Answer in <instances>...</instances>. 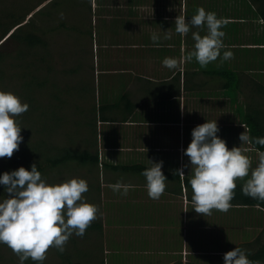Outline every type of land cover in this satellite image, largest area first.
Listing matches in <instances>:
<instances>
[{
	"label": "crops",
	"instance_id": "crops-1",
	"mask_svg": "<svg viewBox=\"0 0 264 264\" xmlns=\"http://www.w3.org/2000/svg\"><path fill=\"white\" fill-rule=\"evenodd\" d=\"M199 7L226 21L221 55L231 50L230 60L218 57L201 67L195 58L190 62L186 59L194 51L192 32L204 35L206 29L191 28L181 36L175 32L174 22L179 14L187 21ZM97 9L96 19L107 21L100 22L98 53L94 55L97 61L93 64L94 74L104 75L101 95L105 94L107 101L99 103L106 118H100V110L98 117L110 127L106 137L115 138L102 148L108 151L101 153L108 174H104L106 182L101 179L104 185L117 180L132 185L126 195L97 188V193L102 188V196L107 197L101 205L102 237L105 246H110L106 250L111 254L110 264L220 259L236 244L256 240L264 233L263 206L233 205L227 212L213 209L207 216L192 208L188 181L193 173L184 155L192 129L207 120H217L219 129L223 128L217 134L229 148L239 146V135L248 126L244 120L247 102L241 97L252 100L255 96L262 102L264 89L261 91L258 84H263L252 76L255 72L264 74L260 64L264 63V20L255 4L251 0H98ZM164 31L172 34L171 39L154 44L150 35L163 36ZM165 57L175 58L177 68L164 67ZM230 70L239 73L242 84L238 89L226 87L230 77L226 72ZM108 81L119 85L105 83ZM243 147L251 149L252 145ZM257 151L247 153L253 167L258 162ZM160 161L168 179L166 189L159 199H151L139 167ZM112 164L131 168L123 171ZM121 172H127L128 177Z\"/></svg>",
	"mask_w": 264,
	"mask_h": 264
},
{
	"label": "clouds",
	"instance_id": "clouds-1",
	"mask_svg": "<svg viewBox=\"0 0 264 264\" xmlns=\"http://www.w3.org/2000/svg\"><path fill=\"white\" fill-rule=\"evenodd\" d=\"M175 32L181 36L191 28H205L206 33L192 32L194 51L187 54L190 62L204 67L218 57L222 61L233 58L231 50L223 51L226 24L216 13L199 7L186 21L183 14L175 18ZM171 33L164 31L150 35L156 44L161 39H171ZM162 65L175 69L178 61L165 57ZM29 109L27 102L11 91L0 89V158L13 155L23 140L17 117ZM220 131L217 120H207L192 129L191 142L184 149L189 158L192 176L188 183L192 190L191 202L197 213L209 215L213 209L227 212L235 196L236 180L248 177L241 187L243 195L264 202V151H257L258 162L252 166V158L247 155L255 150V145H264V137H251L247 130L239 135V146L228 147ZM250 144L252 148L243 145ZM162 161L152 162L141 175L145 178L147 194L151 199H159L166 189L168 180L162 171ZM178 173L183 176V169ZM0 185L6 195L0 196V244L7 245L19 259V264L31 259L34 264H43L46 252L55 247L65 251L67 241L73 235L83 237L92 221L97 219L99 207L86 201L83 196L89 190L86 179H71L49 182L33 163L30 170L24 166L0 174ZM113 192L126 195L132 185L122 180L109 184ZM264 211V208H260ZM250 251L236 246L224 253V264H254L249 258Z\"/></svg>",
	"mask_w": 264,
	"mask_h": 264
},
{
	"label": "rangeland",
	"instance_id": "rangeland-1",
	"mask_svg": "<svg viewBox=\"0 0 264 264\" xmlns=\"http://www.w3.org/2000/svg\"><path fill=\"white\" fill-rule=\"evenodd\" d=\"M21 1H23V6H25L26 1L27 5H38L32 13L27 16V20H33V29L48 41L47 48L37 46L35 49L36 56H39L37 59L38 64H43L44 58L42 55H47L45 52H48L49 57L47 56L45 63L50 64L52 67V70L48 72L46 71V64H44L45 67L40 70L39 75L44 76V78H50L52 81L51 83L55 82L60 89L62 100L65 101V106L63 107L57 103L55 104L59 106L56 108L49 106V110H47L48 115H45L40 109L35 116L36 125L38 127L44 126V122L47 119H49V123H51L52 121H50V119L52 118L49 116V112H51L54 116L53 121L55 125L59 126L60 122H62L61 127L68 132V138L63 136L62 133L57 132L55 134L56 143L71 146L70 142L77 139V144L84 148L87 144L89 145L93 142V144L97 146L101 158L102 152H108L102 148L104 146L106 147L110 142L114 143L113 141L115 138H113V136L109 138L106 137L107 129L110 127H107L105 123L99 122L100 118L98 117L100 110L99 103H107L106 99L103 98L105 94L101 95L102 90L105 89L101 85L104 75L94 74L93 72V64L97 61L94 59V55L97 56L98 53L97 41L100 39L101 35L100 22H107L102 19H96L97 15L95 13H98L99 10L97 9L98 0ZM91 22H94L93 26ZM29 29H32L31 25ZM90 31L92 34L89 33ZM82 61L84 64L83 66L81 65ZM260 64L264 66V63L261 62ZM98 66L97 64L96 68H98ZM94 75H97V80ZM252 76L259 78L260 82L264 85V74L255 72ZM40 78L43 79V77ZM105 83H113L116 87L119 85V83L114 81ZM47 86L48 85H40L37 88V101H40V103L44 102L46 104L53 96V93L57 91V87ZM113 88L115 89V87ZM241 100L249 104L251 97L244 96L241 97ZM261 100L264 106L263 96ZM96 111H98L97 118L95 116ZM243 111L245 113L244 109ZM94 125L98 129L97 137H95L93 132ZM221 130H223V128H220V131ZM111 154L112 153H110V155ZM102 163L104 162L100 161L98 166L92 168L88 165L80 166L76 162H69L59 167L49 169L43 176L52 183H59L73 177L86 179L89 190L84 193L83 196L86 198L87 202L98 205L99 211L97 213V219L95 220L100 219L103 221L101 205L103 200L107 197L104 198L102 196V188L110 189V187L108 184H102L103 179L101 178H104V182H106L107 178L105 177L108 174L107 169ZM121 173L123 176L126 175V177H128L127 172ZM129 174L132 175V173ZM99 187L102 188L101 191L97 193V188ZM102 236L103 235H98L97 238H95L97 241L93 243L84 237L73 235V238L70 237L67 241L65 251L63 252L66 257H71L70 260L63 257L62 253L55 247H50L46 252L44 263L69 264V262H71V264H110V260L112 259L111 254L109 251H106L110 249V246H105ZM74 238L78 241L79 245L77 251L73 249L72 242L74 241L72 239ZM69 250H71L72 256L67 254ZM211 258L214 259L216 257ZM211 258H202L201 262L203 264H208V261L210 264H224L223 257L214 259L215 262ZM0 264H19L18 256L14 255L10 248L3 244H0Z\"/></svg>",
	"mask_w": 264,
	"mask_h": 264
},
{
	"label": "trees",
	"instance_id": "trees-1",
	"mask_svg": "<svg viewBox=\"0 0 264 264\" xmlns=\"http://www.w3.org/2000/svg\"><path fill=\"white\" fill-rule=\"evenodd\" d=\"M44 0H41L43 2ZM255 6L257 13L264 20V0H251ZM40 2V1H39ZM38 6V5H37ZM35 4L30 6H23L21 0H0V89L5 91H11L21 98L22 102L29 104V109L17 117L21 128V135L23 140L19 145L18 150H14L13 155L8 157L0 158V174L5 171H11L24 166L30 170L33 163L37 164L38 169L42 175L45 174L49 169L59 167L69 162H76L80 166L96 167L101 161L97 146L95 144H87L84 148L77 144V139L70 145H60L55 142V134L57 132L62 133L63 136L68 138V132L62 128V122L60 125H55L53 121V115L49 112V116L52 118L49 123V119L44 122V126L36 125V113L41 109L45 115H48L47 110L49 106H65L60 95V89L55 82L51 83V79L44 76H40L39 72L44 69L46 64V71H51L52 67L50 64L45 63L49 53L43 54V64H38V57L36 56V47L41 46L47 48L48 41L33 29V20H27V16L37 7ZM27 20V21H26ZM32 29H29V27ZM45 68V69H46ZM230 77H227L226 87L232 90L241 87L242 81L239 79L238 71L230 70L226 72ZM40 77H43L41 79ZM50 87L53 86L57 89L51 99L45 104L37 101L38 98V87L39 86ZM259 89L262 91L264 85L258 84ZM49 96V95H48ZM55 103L59 104L56 105ZM51 104V105H49ZM67 107V106H66ZM104 107L100 108L102 115L100 118L105 119ZM97 112V111H96ZM97 118V113H95ZM99 116V115H98ZM102 120V119H101ZM247 131L251 137H264V106L258 98L252 97V100L247 104V112L245 118ZM93 132L95 137L98 136V129L93 126ZM97 143V142H95ZM255 149L264 151V145H255ZM103 165H108L106 162ZM113 165V164H112ZM116 169L128 171L131 167L123 165H113ZM142 170L145 167H139ZM237 187L234 190L235 196L231 201V205H250L256 206L261 205L264 207V202L257 201L248 196H245L241 192V187L244 184L243 181H236ZM6 195L4 186L0 185V196ZM98 235H103V221L94 220L90 226L86 229L84 238L94 243L97 241ZM73 238V237H71ZM73 249L78 250V241L72 239ZM103 243V242H102ZM225 244V243H224ZM5 245V244H3ZM240 246L250 251L251 255L249 258L254 264H264V233L256 240L252 242H240L236 246ZM7 246V245H5ZM11 250V249H10ZM208 251V250H206ZM11 252H13L11 250ZM14 255H16L13 252ZM68 255L72 256L71 250L67 251ZM17 256V255H16ZM62 256L66 257L62 252ZM70 260L71 257H66ZM202 260V258H201ZM104 262V261H103ZM25 264H34L29 259L25 261ZM43 264L44 261H43ZM71 264V262H69ZM177 264H184L178 262ZM185 264H203L200 260H191Z\"/></svg>",
	"mask_w": 264,
	"mask_h": 264
}]
</instances>
